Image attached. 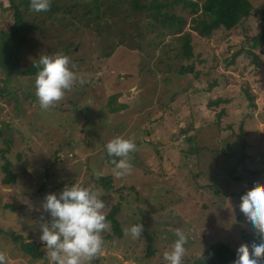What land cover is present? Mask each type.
<instances>
[{
  "label": "rangeland",
  "instance_id": "obj_1",
  "mask_svg": "<svg viewBox=\"0 0 264 264\" xmlns=\"http://www.w3.org/2000/svg\"><path fill=\"white\" fill-rule=\"evenodd\" d=\"M141 1L146 6L143 14L130 11L131 18L121 24H115L112 18L107 21L112 35L119 38L115 42L127 49L119 55L122 48H118L117 54L103 58L99 39L91 38L84 22L78 23L64 11L55 14L59 25L46 24L45 33L31 32L21 38L27 37L23 45L10 49L5 35L19 16L31 25L33 21L40 23L45 15L29 9L24 0H0V253L5 257L4 264H48V259L33 260L6 232L34 240L45 251L39 240V225L49 216L41 208L42 201L47 193H58L72 183L97 192L104 201V216L117 203L123 204L116 216L121 234L108 220V230L100 233V250L85 264H166L163 252L171 249L177 230L187 237L182 264H193L215 241L240 248L260 239L239 209L236 191L238 187L246 191L249 187L234 182L221 171L238 161L242 148L232 163L230 151L225 156L222 149L209 153L217 149V143L224 142L218 136L222 127L231 125L240 131L242 115L251 114L247 117L250 122H246L249 132L245 139L249 158L239 171L243 170L254 186L264 187V47L251 46L253 37L264 27V17L255 13L264 9V0H250L251 15L232 30L217 28L210 37L191 28L190 7L166 6L171 13L187 18L184 31L190 33L192 45L188 60L182 56L184 41L176 38L179 34L168 32L150 16L152 0ZM126 8L132 10L130 4ZM66 16L68 19H63ZM77 24L83 26L77 28ZM92 26H96L94 22ZM121 31L125 37L119 36ZM106 33L110 32L103 34ZM249 50L257 55L259 66ZM58 51L69 57L70 67L75 64L73 71L78 79L59 100L41 109L34 89L40 67L36 61L39 55L51 56ZM169 57L183 66L193 64L192 82L199 81L200 87L217 82L209 97L225 94L232 97V104H212L208 110L202 107L203 115L198 118L200 113L195 115L194 107L205 106V100L191 96L187 111L180 112L181 118L175 120L176 115L165 104L176 93L170 104L181 106L187 97L182 87L188 82L166 72ZM144 63L153 68L151 75L147 71L140 75L139 67ZM166 77H172V81L166 82ZM252 103L254 107L250 106ZM119 104L127 108L122 111ZM223 106L227 113L218 118L216 114ZM195 118L199 123H194V144L214 146L209 145L210 152L205 150L199 161L192 163L187 162L191 145L184 142L178 148L177 144L179 127L185 121L195 122ZM176 133L178 140L173 136ZM116 136L136 144L140 140L129 153L130 170L121 176L115 175V158L109 157L104 148ZM183 136L184 133L181 140ZM229 136L233 137L230 133ZM7 161L17 175L14 185L3 181V165ZM204 169L208 172L198 173ZM101 175L113 180L109 192L100 182ZM233 191V197L228 195ZM9 204L11 207L6 206ZM132 224L142 225L140 235L132 237L126 233Z\"/></svg>",
  "mask_w": 264,
  "mask_h": 264
},
{
  "label": "trees",
  "instance_id": "obj_2",
  "mask_svg": "<svg viewBox=\"0 0 264 264\" xmlns=\"http://www.w3.org/2000/svg\"><path fill=\"white\" fill-rule=\"evenodd\" d=\"M72 1V3H71ZM27 7H29L30 0H24ZM130 6L132 7V10H128L126 7ZM172 4H182L184 7H190L189 12L193 16L191 17V28L195 29L197 33L204 37H210L214 31L217 28H223L226 30H232L234 29L238 23H240L244 18H247L249 15H251L252 9H253V3L250 0H165L163 2H160L159 0H152V7L153 12L150 14V16L156 20H159L161 24L167 29L168 32L177 35L176 38L182 39L184 41L183 47H182V56H185V59L188 60L192 56V45H191V35L189 32L185 33V25L187 24V18L177 15L175 13H171L169 11V8L166 6L172 5ZM162 6H165L166 8L163 9ZM146 9V6L142 3L141 0H93L92 3L86 1V0H67V2H62V0H49V8L46 11H40V13L45 15V19L42 20L40 23L34 22L30 24H27L24 22L23 18L21 16L18 17V20L13 23L11 26V29L9 33L5 36L7 46L14 50L18 48L19 46L23 45L24 41L27 39L22 40L21 38L26 36L27 34L31 32H46V24H58L60 20L56 19V15L60 11H64L67 14L72 15L75 20H78V23L84 22L85 26L89 29H95L96 31H91L88 29V34L91 38H95L96 40L99 39L100 43L102 44L103 51L101 50V57L108 58L110 56H113L114 54H117V49L122 48L121 52L122 54L126 49L127 46H124L122 44H118L115 41H119V38L117 35L114 37L112 34V31H110L111 24H109V19L112 18L113 22L115 24H118L121 22H127L128 19L131 18L132 13L130 11L136 13V14H143L142 12ZM148 9V7H147ZM201 12V13H199ZM255 13H260L264 17V9H257ZM53 19V21H50ZM63 19H68V17H64ZM108 21V22H107ZM92 22L95 23L96 26H92ZM103 23H105V26L102 27ZM82 24H77L76 27L80 28L82 27ZM54 29V28H53ZM107 31L110 33H106L104 35L103 33ZM162 31L159 32L161 34ZM184 32V33H183ZM102 33V34H99ZM125 32L121 31L119 33V36L125 37ZM112 35L113 37H110ZM141 37H144L143 34H140ZM12 41V43H11ZM106 44V45H105ZM105 45V46H103ZM252 47H264V27L257 33L256 36L253 37ZM133 48V47H132ZM61 51H58L57 53H60ZM249 54L253 55V59H255L256 64L259 66L260 63L257 59V55L253 51H248ZM234 56L233 60L234 62ZM122 58V56H119V59ZM170 59L166 60L167 70L166 72L171 74H175L177 77L185 78L188 82V84L184 87H182L183 92L187 94V97L183 102L180 103L181 106L176 107L173 104H170L174 99V95L176 93H173L172 97H170V102L165 104L167 106L166 109H169V112L172 114H175V120H178L181 118V113L186 112L187 106L190 105V97L196 96L200 97L201 99L204 98L205 100V106L197 105V107H194V112H196L195 115L201 117L202 114V107H205V109H211L214 106H219L221 103L232 104V97H229L228 95L218 93L214 95L213 98L209 97V92L213 90L215 86H217V82H214L213 84H210L207 87H200V82L194 81L192 82L191 76L192 71H194V65L188 63L187 66H183L178 61H174L173 57H169ZM176 62V63H175ZM160 64V62L158 61ZM179 65V66H178ZM178 66V67H177ZM178 68V69H177ZM146 69V70H145ZM153 73V68L150 67L148 64H142L139 67V73L141 76H143V72ZM192 74V75H191ZM198 74V73H196ZM177 77V78H178ZM166 82H171L172 77H166ZM182 80V79H181ZM191 80V81H190ZM213 92V91H212ZM191 93V94H190ZM217 96V97H216ZM213 104V105H212ZM122 111H124L127 106L125 104H119L118 107ZM251 107L255 106V103H252L250 105ZM116 110V109H115ZM243 111V110H242ZM226 114V107H221V111L216 114L218 118L222 114ZM194 115V116H195ZM251 114H244L242 115V119L239 122V129L240 131H236L233 129L231 125L227 127H222L221 130L218 132V136H222L224 139V142L219 145L216 144L217 149H209L210 146H214L212 143H209L208 146L198 147L194 144L195 142V130L194 123L196 121L198 122L197 118H195V122H183V124L179 127V134L176 133L174 136L175 140H178L177 134L179 135L178 140V148H181V145L185 144L184 142H187L191 145V149L187 152V159L191 161L192 163L199 159L200 154H205L206 152L211 154L212 151L219 152L220 149L224 151V156L228 154V151L232 152L229 155L233 156V161L236 160V157H234L237 153V150L239 148H242V156L238 158V161L234 163L231 166H224L221 168V171H223L226 176L230 179H232L234 182L238 181L242 185H247L249 189L254 187L253 183L248 179V177L245 176V172L242 170L239 171V166L243 163H245L247 158H249V154L245 152L246 148V136L248 135L249 130L246 127V122L248 121L247 117H250ZM179 121V120H178ZM250 122V121H248ZM199 123V122H198ZM209 124H212L209 122ZM202 127H198L197 129H200ZM230 129V130H228ZM197 131V130H196ZM193 132V133H192ZM184 133L183 139L181 140V135ZM229 133L233 135V137L229 136ZM147 134H149V129L147 130ZM235 135V137H234ZM238 135V136H237ZM140 142V140H139ZM134 143L136 146H138L140 143ZM157 142V140H156ZM222 145H225L224 148ZM206 150V152H205ZM223 156V157H224ZM197 158L196 160H192V158ZM115 159H119L118 157H114ZM191 158V160H190ZM182 160V159H180ZM184 161V160H182ZM199 161V160H198ZM227 163V162H223ZM230 163V162H229ZM26 164V163H25ZM220 164V163H219ZM219 166V165H218ZM200 169V168H198ZM3 170L5 172V178L4 183L8 185H14L17 182V175L12 171L11 169V163L7 161L3 165ZM208 172V169H204L203 171H199L198 173ZM193 177L195 178V174L192 173ZM101 184L104 187V190L109 192L113 189V180L112 178L105 177L104 175L100 176ZM246 186V187H247ZM237 195L239 198L246 192V188L240 189L238 187ZM248 189V190H249ZM118 190V189H117ZM116 190V191H117ZM119 191H121L119 189ZM235 191L231 192L230 195L233 197V193ZM122 198V197H121ZM124 199V197L122 198ZM122 203H117L114 208L109 210L107 215H105V219L108 221L110 220L117 232L120 233L119 224L117 221L116 216L120 213V208L122 207ZM7 207H11V204L6 205ZM7 234H10L14 241L20 243L21 250L28 254L33 260H47L48 257L45 254V251L42 249L41 244L30 240H25L24 236L16 233V232H6ZM121 234V233H120ZM260 239H256L253 241H250V243H259ZM237 249L233 247L231 244L226 243L224 241H215L210 244L208 248L204 250L202 254H200L193 262V264H233V261L236 259ZM262 262V257L260 258Z\"/></svg>",
  "mask_w": 264,
  "mask_h": 264
},
{
  "label": "clouds",
  "instance_id": "obj_3",
  "mask_svg": "<svg viewBox=\"0 0 264 264\" xmlns=\"http://www.w3.org/2000/svg\"><path fill=\"white\" fill-rule=\"evenodd\" d=\"M29 7L36 12L46 11L49 0H30ZM36 63L40 67L34 79L35 96L40 108L47 109L63 96L64 90L72 87L78 76L73 71L75 64L70 67L69 57L62 53L39 55ZM104 148L109 157L119 158L112 161L116 176L130 170L129 153L135 149L131 140L116 136ZM103 207L104 201L97 192L79 183L65 185L58 193L45 195L41 208L49 219L39 225V240L48 264H85L98 253L102 243L100 233L109 228L101 211ZM239 209L259 234L260 242L238 248L233 264H261L260 258L264 257V187L254 186L247 190L240 198ZM125 231L136 237L140 235L142 225L132 224ZM175 236L171 249L163 252L166 264H182L187 237L180 230ZM4 261L5 257L0 253V264Z\"/></svg>",
  "mask_w": 264,
  "mask_h": 264
},
{
  "label": "crops",
  "instance_id": "obj_4",
  "mask_svg": "<svg viewBox=\"0 0 264 264\" xmlns=\"http://www.w3.org/2000/svg\"><path fill=\"white\" fill-rule=\"evenodd\" d=\"M122 95V94H121Z\"/></svg>",
  "mask_w": 264,
  "mask_h": 264
}]
</instances>
